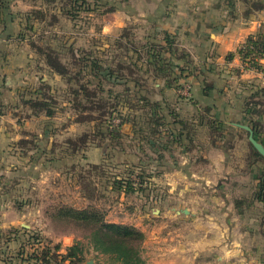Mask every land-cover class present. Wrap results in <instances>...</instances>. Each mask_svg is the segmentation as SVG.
Wrapping results in <instances>:
<instances>
[{
	"label": "crops",
	"instance_id": "0c3cea01",
	"mask_svg": "<svg viewBox=\"0 0 264 264\" xmlns=\"http://www.w3.org/2000/svg\"><path fill=\"white\" fill-rule=\"evenodd\" d=\"M5 1L0 4V264H44L33 257L43 248L29 246L24 253H17L18 244L26 239L29 245L35 227L24 225V220L31 214L35 217L34 212L45 203L39 192L58 179L59 166L55 167L54 159L64 157V148L58 142L61 129L55 132L50 124L59 117L32 115L24 99L27 95L41 99V89H37L36 83L49 84L50 77L58 84L62 80L43 64L42 56L32 46L24 22L27 16L14 11L18 10L13 5L17 0ZM247 1L218 0L219 4H215L212 0H190L191 5L183 9L185 12L178 13L179 9L175 12L186 13L184 22L192 47L203 52L212 47L218 55L216 59L223 62L220 69L227 71L220 77L223 83L209 90V100L202 95L203 104L209 105L224 124L232 126L231 135L238 144L248 139V133L237 123L249 125L264 146V57L260 59L263 70L244 69L237 54L230 60L223 59L248 36L256 34L264 23V0H259L262 2L259 9L250 5L257 0ZM154 11L156 14L147 16V9L144 19L155 21L164 12L160 13V7ZM124 13L125 20L135 17L134 12ZM154 25L167 29L159 23ZM52 31L61 33V28ZM202 57L211 60L207 52ZM7 77L14 81L12 86L5 84ZM22 78H28L32 87L24 85ZM250 95L260 103L256 105L260 108L257 112L245 111V101ZM21 139H32L35 146L24 149L18 144ZM176 145L172 140L168 144L173 150ZM247 152L226 151L216 146L197 154L191 148L168 159L161 151L162 165L140 167L150 174L149 182L153 180V185L158 186L159 198L154 199L158 207L151 209L150 215L144 207L153 197L145 199L141 195L139 199L135 195L133 199L143 205L140 210L135 208L136 215L126 210L110 211L106 220L132 224L144 233L142 254L149 264H264V195L260 198L256 192L259 177L264 176V159L252 157L249 164ZM198 157L205 168L196 163ZM149 182L146 180V184ZM54 237L57 254L64 253L74 238H79L73 233ZM61 264H70L69 259Z\"/></svg>",
	"mask_w": 264,
	"mask_h": 264
},
{
	"label": "rangeland",
	"instance_id": "374dc122",
	"mask_svg": "<svg viewBox=\"0 0 264 264\" xmlns=\"http://www.w3.org/2000/svg\"><path fill=\"white\" fill-rule=\"evenodd\" d=\"M4 1L1 0L0 4L3 5L6 2ZM43 1L17 0L13 3L18 9L14 11L20 12V14L25 13L23 17L27 16V19L24 20L28 26L26 29L27 37L32 41L31 44L37 54L41 55L36 49L37 46H49L52 49H59L63 56L62 60L68 61L70 60L68 51L60 45L63 42H67L73 45L78 55L97 58L100 64L106 68L102 70L103 74L107 72L109 66L113 68L119 61H124L123 63L125 64L135 63L134 67H132L134 71L132 74L126 67L122 68L121 71L127 78L137 77L141 86H134L133 82H128V85H122L104 80L105 89L110 88L113 90L109 103L111 104L113 101L117 102L118 100V104L121 105L119 108H122L124 116L120 115L119 117L122 119L132 114L134 119L133 121L130 119V121L120 123L118 116L110 119V114L107 113L104 118L105 123L97 125L95 121L81 122L79 118L81 113L71 108L72 103L67 102L68 96L62 93V88L66 90L64 82L62 81L58 84V82H55L54 77H50L49 84L57 100V103L52 107L55 112L51 117H59L56 120L57 122L50 123L51 130L56 132L61 129L62 133L59 134L60 136L58 135V142L61 141L60 143L63 145L64 157L61 158L60 156V158L54 159L55 167L59 166L58 179L54 180L55 182L51 181L49 186L39 192L40 196L44 197L45 203L39 207V211L34 212L35 217L31 214L28 220H24V225L30 224L35 229L28 240L29 245L26 239L19 242L17 253H24L29 246V248H34L35 246L37 249L44 247L52 249L57 245L55 235L73 233L80 237L82 232L76 229L74 225L53 218L56 210L62 206L85 207L92 205L100 209L106 219V215L110 211L126 210L130 214L136 215V209H142L143 205L140 201L136 202L133 196L136 195L139 199L142 196L145 199L151 196L150 198H153L150 199V203L145 204L144 207L151 215V209L158 207V203L154 201L155 198H159V193H156L158 186L153 185V180L151 183L149 182L150 179L148 177H150V174L140 167L162 165L164 159L160 157L161 151L166 153L168 159L174 157L176 152L182 155L181 152L189 151L191 148H194L197 154L204 149L216 146L226 151H248L246 140L241 142L243 144H238L232 135H227V138L219 139L216 144H212V136L210 138L204 126L191 125V127L187 125L186 129L190 133V138L185 130L182 137H179L176 134L178 132L176 129H179L180 125H173V123L170 125L175 127V133H170L165 130V126H161L160 131L152 135L150 134V128L156 123L148 122L146 124V122L149 121V114L153 110L148 106L146 108L148 112L145 113L142 108L140 109L142 102L140 101L137 104V97L145 94L151 100L163 101L162 105L164 107L165 105L171 107L178 115L175 119L190 120L196 113V105L192 101L201 102L203 105L202 95L204 87L211 85L212 88L223 83L219 80L227 71L224 68L220 69L219 65L223 62L216 59L218 57L216 51L211 50L210 48L212 47L204 52L201 48L198 50L197 47H192L188 41L186 23L184 22L186 13L176 14L175 12L176 9H179L178 13L180 11L182 13L187 5H191L190 0H156L157 3L155 4L150 0H71L76 5L72 6V8L69 0H62L61 4L56 3L55 5H47ZM212 1L215 4H219L218 0ZM219 1L221 3L222 0ZM154 5L156 8L160 7V13L162 10L164 12L155 21L151 20L149 22L144 19V16L146 17L144 13L148 9L147 16L156 14ZM179 5L181 8L178 7ZM62 7L66 11H72L73 17L65 15L61 9ZM110 7H114V9L110 10ZM25 8L26 10H24ZM122 11L130 15L134 12L133 16L135 17H132L131 20H125V13ZM137 12L142 15H138ZM52 14L55 15L53 20L51 19ZM230 22L234 21L230 20ZM155 23L167 27L172 34L174 46L178 50L177 57L171 60L172 67L164 72L166 74L165 77H169L167 80L169 82L160 77L162 74L146 63V54L143 49L135 50V47L139 48L151 40L149 36L157 38L162 36V28L155 26ZM55 27L57 29L60 27L61 33L52 31ZM260 29L264 31L262 24ZM122 33L127 34V38L123 39L129 42L119 47L116 41L118 38L121 39ZM123 39L121 40L123 41ZM155 41L157 42V40ZM243 43L236 46L234 51L228 52L223 57L224 61L230 60L235 54L238 55V48ZM212 51V55H209ZM206 52L211 57V60H208L207 57L203 60L202 53L205 54ZM178 55L184 56L179 58ZM39 63L42 62L40 61ZM43 64H45L44 60ZM45 72L43 71L42 73ZM45 74L48 75V73ZM188 74L190 75L187 76ZM22 80L24 85H29L28 78H22ZM29 86L32 87L31 84ZM31 87L27 89H31ZM36 87L41 89L39 83H36ZM125 87L129 89L125 91ZM204 92L207 93V99L209 100V90ZM114 93H119L120 95L118 94L114 98ZM27 99H32V96L27 95L24 100ZM26 105L30 106L29 104ZM164 112L167 114L168 110L165 108ZM117 114L119 115L118 112ZM22 115H24V112ZM66 115H70V118H67ZM166 120L171 123L174 119L167 114ZM110 123L112 124L108 125ZM118 123L121 125L119 128L117 127ZM139 123L140 126H138ZM108 131L112 132V136L106 135L103 137L102 133L105 134ZM85 132L89 136L87 145L82 146V149L72 150V145L64 143L67 138L79 139L80 135ZM28 134L31 136V133ZM203 137H206L207 140L202 141ZM171 140L173 143H177L176 150L169 148L168 144ZM92 146L93 149H91ZM196 163L203 164V162H199V157L196 159ZM90 164L102 165L103 170H92V172L88 173ZM202 167H206L205 163ZM138 175L143 176V179H146L149 184L145 182L143 190L135 189L133 193L127 194L113 182L116 179L127 177L137 179ZM88 181H91L92 185L88 184ZM160 189H162V186H160ZM90 195H92V199H88ZM36 199L38 198L36 197ZM18 255L20 257V254ZM22 256H27V254ZM6 257L8 258V256ZM86 257L87 259L90 257L96 259L98 264L106 263L105 258L94 257L92 252L86 253Z\"/></svg>",
	"mask_w": 264,
	"mask_h": 264
},
{
	"label": "trees",
	"instance_id": "16d2710c",
	"mask_svg": "<svg viewBox=\"0 0 264 264\" xmlns=\"http://www.w3.org/2000/svg\"><path fill=\"white\" fill-rule=\"evenodd\" d=\"M69 1L71 2V8L72 6H76L71 0ZM244 1L249 3L247 0ZM43 2L47 5H55L56 3H62V0H44ZM250 5L252 9H259L262 7V2L259 0L252 1ZM61 9L65 15L73 17L72 11H66L64 7ZM112 9H114V7H110V10ZM51 16V19L53 20L55 15L52 14ZM262 26L264 28V23ZM161 35L160 38L149 36L152 41H147L139 48L135 47V50H139L140 48L141 50L143 49L146 54V63L149 66H152V68L158 73H161L162 75L160 77L167 81L169 77H165L166 74H164V72L165 70H170L172 67L171 60L172 58L177 57L176 54L178 50L176 46H174L173 37L169 30L162 29ZM123 38H127V34L122 33L121 39ZM121 39L118 38L116 41V44H118L119 47L126 43L128 44L129 41H126V39H123L122 41ZM155 40H157V42ZM60 45L63 49L68 51L70 60L63 61V56L59 49H52L49 46L43 47L40 45L37 46L36 49L41 54L48 68L55 74L59 75L64 82L66 90L62 88V93H65V95L68 96L67 102L72 103L71 108L81 113V116H79L81 122L95 121L97 125H101L105 123L104 118L107 113L110 114V119L117 116L120 118V115L124 116L122 114V108H119L121 105L118 104V100L117 102L113 101V103H109L113 90L110 88L105 89L103 81L105 80L114 84L122 85L127 84L128 82H133L134 86L139 85L140 87L141 85L137 77L127 78L123 71H121L122 68L126 67L132 74L134 72L132 67H134L135 63L125 64L123 63L124 61H119L115 67L112 68L109 66L107 72L103 74L102 70L106 68L100 64L97 58L78 55V52L75 51L73 45L68 44L67 42H63ZM238 55L244 65V69L263 70V66L260 63V59L264 57L263 29H260L257 34L247 37L242 46L238 48ZM183 56L178 55L179 58ZM189 75L190 74L187 76ZM40 88L41 99H27L24 103L30 105L29 107L32 115H38L43 112L46 116L51 117L55 112L52 107L57 103V100L54 97L55 95L50 84L40 81ZM128 89V87L124 88L125 91ZM210 89L211 85L204 87V91ZM204 91L203 94L207 95ZM114 94L115 98L119 93ZM252 98L253 95H250L245 101V111L247 110L251 113L257 112L260 109L256 108V105L260 104L259 101L253 100ZM140 101L142 102L140 109L142 108L145 113L148 112V109H146L148 106L153 110L149 114V121L146 122V124L148 122L156 123V125H154L156 127L152 126L150 128V134L152 135L159 132L161 126H165L166 131L175 133V127L170 125L172 123L173 125H180L179 129H176V131H178L176 134H178L179 137H182L183 131L185 130L189 138L190 133L186 129L187 125L204 126L207 129L210 138L212 136V144H216L219 139L227 138V135L229 136L232 134L230 129L232 126L224 124L211 112V107L209 105H202L201 102L192 101L193 104L196 105V113L190 120H185L183 118L175 119L178 115L171 109V107L167 105L164 107L162 105L163 101L151 100L145 94L137 97V104ZM165 108L168 110L167 114L174 119L171 123H168L166 120L167 114L164 112ZM130 119L133 121L134 115L131 114V116L129 115L128 117L120 118L119 122H127L130 121ZM248 123L251 124V122ZM111 124L112 123L108 125ZM120 126L121 125L118 123L117 127L119 128ZM138 126H140V123ZM102 135L103 137L106 135L112 136V132L108 131L105 134L102 133ZM88 136L89 134L85 132L80 135L79 139L67 138L64 143L72 145V150L82 149V146L87 145ZM79 140L80 142H78ZM246 142L248 145L247 163L250 164L252 162V157L255 159L256 157L264 159L248 139ZM18 144L24 149L33 148L35 146L32 139H21L18 141ZM89 167L90 169L88 170V173L90 171L92 172V170H103L102 165L99 164H90ZM113 182L118 188L129 194L135 192V189L143 190L146 179H143V176L138 175L137 179L127 177L116 179ZM88 184L92 185V182L88 181ZM256 192L258 197L263 198L264 176L259 177ZM92 198V195L88 197V199ZM53 218L74 225V227L79 229L82 233L79 238L74 239L73 243L66 247L64 253L57 254L56 250L58 247H53L52 249L44 247L38 255L33 256L35 260L42 261L44 264H61L64 260L69 259L70 264H87L86 253L92 252L94 257L98 258L99 256H102L105 258L106 263L103 264H149L142 254L144 233L132 224L107 221L104 217V213L97 207L92 205H87L85 207L62 206L56 210ZM92 264L98 263L95 260Z\"/></svg>",
	"mask_w": 264,
	"mask_h": 264
},
{
	"label": "water",
	"instance_id": "95a60500",
	"mask_svg": "<svg viewBox=\"0 0 264 264\" xmlns=\"http://www.w3.org/2000/svg\"><path fill=\"white\" fill-rule=\"evenodd\" d=\"M5 84L7 86H12L14 84V81L7 77L5 78ZM237 125L239 127H241L242 129L246 130L247 133H248V140L249 142L253 145V147L264 157V146L261 142H259L255 137H254V132H253V129L249 126V125H246V124H239L237 123ZM183 212H187V209H183ZM94 261H93V258L90 257L86 260V263L87 264H92Z\"/></svg>",
	"mask_w": 264,
	"mask_h": 264
}]
</instances>
